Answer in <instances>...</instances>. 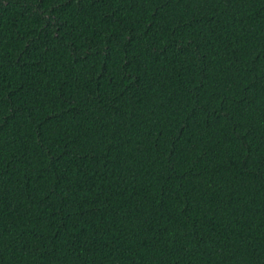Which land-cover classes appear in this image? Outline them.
Instances as JSON below:
<instances>
[{"label": "trees", "instance_id": "16d2710c", "mask_svg": "<svg viewBox=\"0 0 264 264\" xmlns=\"http://www.w3.org/2000/svg\"><path fill=\"white\" fill-rule=\"evenodd\" d=\"M0 264H264V0H0Z\"/></svg>", "mask_w": 264, "mask_h": 264}]
</instances>
